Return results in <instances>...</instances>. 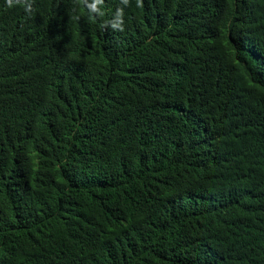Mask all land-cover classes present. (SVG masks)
<instances>
[{
  "label": "trees",
  "instance_id": "16d2710c",
  "mask_svg": "<svg viewBox=\"0 0 264 264\" xmlns=\"http://www.w3.org/2000/svg\"><path fill=\"white\" fill-rule=\"evenodd\" d=\"M31 2L0 0V264H264V0Z\"/></svg>",
  "mask_w": 264,
  "mask_h": 264
},
{
  "label": "clouds",
  "instance_id": "9594fccd",
  "mask_svg": "<svg viewBox=\"0 0 264 264\" xmlns=\"http://www.w3.org/2000/svg\"><path fill=\"white\" fill-rule=\"evenodd\" d=\"M9 7L13 6V0H6ZM16 3H23L25 6V11L29 14L33 11L32 8V2L31 0H15ZM126 4H128L129 0H124ZM103 3V0H93L91 4H88L87 7L89 8L91 13L101 14L100 9H98L97 5H100ZM137 6H142V0H137ZM116 14L120 16L121 19V25L117 27L116 25H112L113 30H119L123 31V9H118ZM109 24V21L105 23L104 27L107 28Z\"/></svg>",
  "mask_w": 264,
  "mask_h": 264
},
{
  "label": "bare ground",
  "instance_id": "6f19581e",
  "mask_svg": "<svg viewBox=\"0 0 264 264\" xmlns=\"http://www.w3.org/2000/svg\"><path fill=\"white\" fill-rule=\"evenodd\" d=\"M169 222V221H168Z\"/></svg>",
  "mask_w": 264,
  "mask_h": 264
}]
</instances>
